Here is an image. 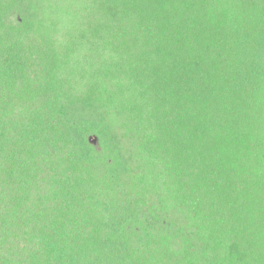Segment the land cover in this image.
<instances>
[{
  "label": "trees",
  "instance_id": "obj_1",
  "mask_svg": "<svg viewBox=\"0 0 264 264\" xmlns=\"http://www.w3.org/2000/svg\"><path fill=\"white\" fill-rule=\"evenodd\" d=\"M0 264H264V0H0Z\"/></svg>",
  "mask_w": 264,
  "mask_h": 264
},
{
  "label": "rangeland",
  "instance_id": "obj_2",
  "mask_svg": "<svg viewBox=\"0 0 264 264\" xmlns=\"http://www.w3.org/2000/svg\"><path fill=\"white\" fill-rule=\"evenodd\" d=\"M90 141L93 143V144H98V139H97V137L96 136H91L90 137Z\"/></svg>",
  "mask_w": 264,
  "mask_h": 264
}]
</instances>
